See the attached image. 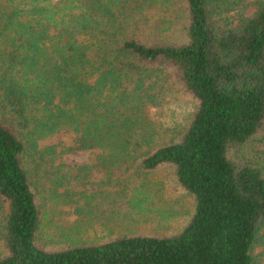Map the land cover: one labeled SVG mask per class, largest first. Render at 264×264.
Segmentation results:
<instances>
[{
    "label": "trees",
    "instance_id": "obj_1",
    "mask_svg": "<svg viewBox=\"0 0 264 264\" xmlns=\"http://www.w3.org/2000/svg\"><path fill=\"white\" fill-rule=\"evenodd\" d=\"M164 1L0 0V264H264L253 256L264 246V0H184L183 43L150 36L147 11ZM174 82L196 109L165 140L150 110ZM61 131L102 167L137 164L145 188L150 172L173 167L194 200L187 222L43 244L27 159L53 155L39 141ZM259 134L254 159L243 148ZM53 175L56 186L72 177Z\"/></svg>",
    "mask_w": 264,
    "mask_h": 264
},
{
    "label": "rangeland",
    "instance_id": "obj_2",
    "mask_svg": "<svg viewBox=\"0 0 264 264\" xmlns=\"http://www.w3.org/2000/svg\"><path fill=\"white\" fill-rule=\"evenodd\" d=\"M147 13L155 27L150 29L152 38L172 43L187 41L184 0L156 3ZM173 85L163 105L150 110L151 118L166 132L165 140L176 138L196 109L193 97L180 84ZM262 138L259 134L243 148L247 156L257 158L263 149ZM39 148L55 151L53 155L36 156V162L27 159L42 213L40 241L50 247L104 242L126 234L166 235L184 225L193 212V197L178 183L169 165L148 174L146 190L136 173L137 164L98 165L90 153L73 150L76 134L72 131L40 140ZM57 169L72 173L69 183H53L51 177ZM138 187H144L146 193H139ZM253 256L264 263V246L257 245Z\"/></svg>",
    "mask_w": 264,
    "mask_h": 264
}]
</instances>
